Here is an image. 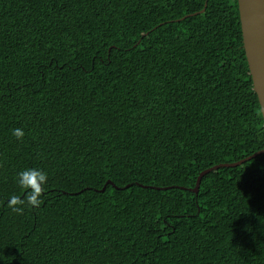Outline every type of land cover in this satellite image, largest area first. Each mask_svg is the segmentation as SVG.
<instances>
[{"label": "trees", "instance_id": "16d2710c", "mask_svg": "<svg viewBox=\"0 0 264 264\" xmlns=\"http://www.w3.org/2000/svg\"><path fill=\"white\" fill-rule=\"evenodd\" d=\"M262 150L237 0H0V264H264Z\"/></svg>", "mask_w": 264, "mask_h": 264}, {"label": "water", "instance_id": "95a60500", "mask_svg": "<svg viewBox=\"0 0 264 264\" xmlns=\"http://www.w3.org/2000/svg\"><path fill=\"white\" fill-rule=\"evenodd\" d=\"M237 3L244 53L264 123V0H237ZM263 154L264 150L238 163L219 165L202 172L197 178L193 192H198L202 177L210 171L220 167H235Z\"/></svg>", "mask_w": 264, "mask_h": 264}, {"label": "clouds", "instance_id": "9594fccd", "mask_svg": "<svg viewBox=\"0 0 264 264\" xmlns=\"http://www.w3.org/2000/svg\"><path fill=\"white\" fill-rule=\"evenodd\" d=\"M12 135L18 140H22L25 133L22 128H16L12 131ZM15 182L25 193L23 199L13 196L9 200V208L16 213L23 211V205L27 204L31 207H40L44 186L48 182V176L45 171L39 168H26L16 174Z\"/></svg>", "mask_w": 264, "mask_h": 264}]
</instances>
